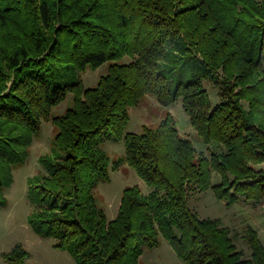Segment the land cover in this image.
<instances>
[{
  "label": "trees",
  "instance_id": "16d2710c",
  "mask_svg": "<svg viewBox=\"0 0 264 264\" xmlns=\"http://www.w3.org/2000/svg\"><path fill=\"white\" fill-rule=\"evenodd\" d=\"M105 62L108 72L85 87L81 73ZM205 80L219 89L215 105ZM68 93L73 106L51 118L57 132L38 158L43 171L28 179L38 235L77 264H139L143 245L162 237L186 264H264L255 228L244 258L220 219L188 203L212 185V170L218 198L264 201V0H0V209L41 120ZM146 94L162 105L181 99L203 141L225 151L198 156L171 114L127 131L129 107ZM105 138L124 140L113 167L126 161L152 188H124L112 220L94 194L110 180ZM2 256L29 264L21 243Z\"/></svg>",
  "mask_w": 264,
  "mask_h": 264
},
{
  "label": "rangeland",
  "instance_id": "374dc122",
  "mask_svg": "<svg viewBox=\"0 0 264 264\" xmlns=\"http://www.w3.org/2000/svg\"><path fill=\"white\" fill-rule=\"evenodd\" d=\"M109 62L97 68H88L81 73L80 79L85 87L95 85L99 77L106 74ZM211 105L220 100L217 85L212 80H205ZM244 105L247 104L244 102ZM73 106V95L68 93L66 98L52 107L51 116L41 120L39 133L30 146L27 162L13 170V182L4 193L7 205L0 209V264H7L2 253L9 251L14 244L21 243L28 251L26 261L29 264H77L74 256L66 250L53 245L52 237H41L31 227L28 216L33 205L28 197V179L43 171L38 158L51 152L52 141L57 132L52 123V116L61 114L67 107ZM130 121L127 131L141 132L145 125L156 127L167 115L171 114L181 135L193 142L198 156L210 158L213 151H225V146L217 141L206 143L192 125L190 116L185 111L182 100L179 99L169 105H162L153 94H146L138 104L129 107ZM100 147L110 156V180L100 182L94 191L97 204L101 207L108 220L116 217L124 188L137 185L146 195L152 188L138 175L136 170L126 161L113 167V162L121 159L125 154L124 140L114 141L108 138L100 142ZM220 175L212 170L211 183L216 184ZM212 185L203 191H193L188 196L190 207L202 218L220 219L224 226L230 229L231 235L242 252L244 258H250L251 248L247 240V228H255L264 242V201H252L241 197L229 204L226 199L218 198ZM139 264H186L174 252L169 241L160 239L156 247L143 245V252L139 257Z\"/></svg>",
  "mask_w": 264,
  "mask_h": 264
}]
</instances>
